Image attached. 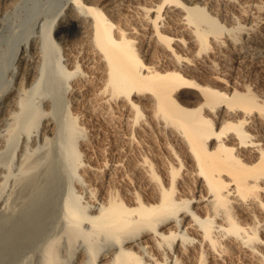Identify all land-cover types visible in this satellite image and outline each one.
I'll list each match as a JSON object with an SVG mask.
<instances>
[{
	"label": "bare ground",
	"instance_id": "6f19581e",
	"mask_svg": "<svg viewBox=\"0 0 264 264\" xmlns=\"http://www.w3.org/2000/svg\"><path fill=\"white\" fill-rule=\"evenodd\" d=\"M60 17L26 43L13 75L36 87L33 62L54 49L62 105L44 97L50 109L28 113L25 92L1 98L0 143L27 134L18 173L0 166V264H29L32 244L57 264L46 241L55 219L86 243L78 264H203L234 241L264 264V92L254 84L264 0H68ZM73 25L78 39L62 50L50 32ZM109 127L134 158L96 159ZM49 133L57 147L33 158ZM11 255L22 257L1 260Z\"/></svg>",
	"mask_w": 264,
	"mask_h": 264
},
{
	"label": "rangeland",
	"instance_id": "374dc122",
	"mask_svg": "<svg viewBox=\"0 0 264 264\" xmlns=\"http://www.w3.org/2000/svg\"><path fill=\"white\" fill-rule=\"evenodd\" d=\"M67 1L68 0H6L1 4L0 6V107L3 105L1 104V102H3L2 101L3 99L1 98H3V96L7 92H9L11 88L13 89L11 94L14 91H15L14 92L15 94H19V93L22 94V92L26 93L28 99L31 101L30 110L28 111V113L31 112L33 109H36L38 106H40L43 109H46V108L50 109L51 104L49 107L45 105V103L49 105L48 103H50V101H47L44 103L45 99H49L51 101L53 99L54 100L56 99L55 103L59 106L62 105V103L64 102L65 93L62 92L61 95H57V92L55 93V90H54V87H56V83L54 79H52V75L54 73V68H55L54 62L56 61L55 60L56 55H55L54 49L47 51L45 55L41 53L42 57L39 59V61L35 63L33 62V65L35 64V71L38 73L36 74L35 72L36 76L43 75V77L38 81L36 87L32 86V82H31L32 80L26 81V83L25 81L24 82L21 81L22 83H20L19 82L20 79L15 77L13 73L18 68V64H19L18 58L21 54L22 49L26 47V43H29L34 35L40 34L41 28L52 18L56 17L58 24L59 25L60 23L62 24L63 20L60 16L64 12V10L66 11ZM141 1H144L146 4H150L154 0H141ZM124 13L126 14V17H129L132 14L128 10H124ZM133 21L139 22V19H133ZM50 33L56 36L57 45L62 47V50L64 49L65 51L67 48H69L70 46L69 44L75 43V41L78 39L77 35H79L78 27L76 25L66 28L58 34L55 33V30L53 28ZM44 56L46 60L43 65ZM32 61L33 60H31V62ZM42 67L44 69H42ZM255 75H256V81L254 82L256 83H254L253 81H251V83L252 84L258 83L257 85H260L261 90L264 92V70L257 72ZM254 79H255V76H254ZM44 97L46 98L44 99ZM45 122H47V120H45V117H44L40 121V124L38 127L31 128L30 133L32 135L38 134L40 136V133L43 129V123ZM117 133L121 134L118 131H115V129L112 130V128L109 127L105 129L104 131H102L99 134V136L95 138L94 143L96 146L98 145L100 147L101 144L102 145L104 144L105 146H109V147L111 146L110 148L107 147L108 151H106L104 155L102 154L101 156L100 155L96 156V159H98V157L100 159H106V158L114 159V158H117L118 155L124 156L127 153L125 142L122 139V137H120L122 135H118ZM26 134H27L26 129H23L21 130L20 137L15 142H11L8 145L6 142H4L3 144L0 143V166H4V165L13 166L14 172L18 173L17 171L18 170L17 168L19 166L18 157H19V153L21 152L20 148L24 143L23 140H25L24 136H26ZM48 136L50 138L48 140V144H46L44 140L41 139L40 137L36 145L37 148L35 147L36 149L34 148L35 149L34 151L29 149L30 150L29 152L33 154L32 155L33 158L34 156L36 158V153H37V156L40 159V157L44 156L42 153L45 154L47 153V151H53V148L55 149L57 147L56 146L57 138L51 139L54 136L51 133H49ZM37 149H40V150H37ZM109 150H111V152ZM131 152L132 151H129L127 155L130 158H134L136 156V153L134 151L133 153ZM153 152L151 151V154L155 156L156 152L154 153ZM114 153H115V156H114ZM38 154L39 155L42 154V155L39 157ZM132 154L134 156H132ZM45 167L42 166L41 168H45ZM9 183H8L9 184L8 187L11 188L12 183L11 182ZM190 185H191V188L193 189L195 187V182L192 180L190 182ZM54 204L55 203H53L54 208L52 209V211L56 210L55 209L56 204L55 206ZM239 220L241 221L240 223L242 225L252 223V220L247 216L245 217L241 216ZM61 221L62 220L55 219L51 227L48 228V231L46 230V232L48 233V234L46 233V241L48 242L47 245L49 246L52 240L54 241L52 243H54L57 246V250H58V254L60 258L57 264H78L80 260H84V258L86 260V256L84 253L85 251L88 250V249H85L87 247L86 243L81 238L72 237L69 234V232L66 230L65 223ZM260 235L264 238L263 230L262 232L260 231ZM237 242L238 241H236V243ZM32 245L33 247L31 248L29 252L26 253L24 259H27L29 264H42L43 259H44V253L42 252V248H41L42 245L40 244H38L37 246H35L36 244L35 245L32 244ZM223 245L225 246L220 248V250L216 252L215 256H212V254L210 253H207V254L205 253L206 257L204 256V258L206 259V263L204 260L203 264H258V262L255 261L256 260L255 258L251 257L252 259H250V257L247 256L244 252L240 251V248L238 246H235V241L234 243L229 242L228 244H223ZM226 245L229 247L233 245L232 247L234 246L235 247L233 248V250H232V247L229 250L228 249L229 247L227 248ZM224 248H227L229 251H227V249H225L226 250L225 251ZM221 250L222 251L224 250V252H226L227 254L222 252ZM243 255L245 257H243ZM18 256L19 255H11L10 257L8 256L4 258L1 257V260L11 262V261L17 260L22 257V255H20L19 257ZM219 256L220 257L223 256L224 259L226 257L228 258H226V260H223V258L221 259L219 258ZM213 259H216V260H213Z\"/></svg>",
	"mask_w": 264,
	"mask_h": 264
}]
</instances>
